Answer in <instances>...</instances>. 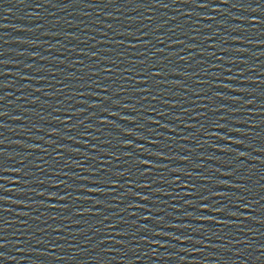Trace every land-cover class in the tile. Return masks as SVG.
I'll return each instance as SVG.
<instances>
[{
    "label": "water",
    "instance_id": "1",
    "mask_svg": "<svg viewBox=\"0 0 264 264\" xmlns=\"http://www.w3.org/2000/svg\"><path fill=\"white\" fill-rule=\"evenodd\" d=\"M0 264H264V0H0Z\"/></svg>",
    "mask_w": 264,
    "mask_h": 264
}]
</instances>
